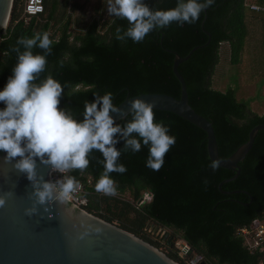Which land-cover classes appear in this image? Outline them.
Wrapping results in <instances>:
<instances>
[{
	"label": "trees",
	"instance_id": "1",
	"mask_svg": "<svg viewBox=\"0 0 264 264\" xmlns=\"http://www.w3.org/2000/svg\"><path fill=\"white\" fill-rule=\"evenodd\" d=\"M144 2L153 10H168L175 8L178 0ZM257 2L264 4V0ZM23 4L24 0H14L0 35V91L13 75L17 40L37 32H48L53 40L46 70L37 83L49 75L58 80L64 86L59 107L67 108L79 120L83 119L85 103L94 102L96 93L111 92L115 105L140 93H165L178 98L180 84L172 71L174 54L169 50L185 56L194 46H201L178 65V70L186 83L189 104L212 123L219 156L228 157L248 139L255 125L264 124V112H254L249 101L238 97L239 86L217 89L212 81L220 45L228 44L229 63L237 66L248 35L247 16L264 21V12L249 10L245 0H214L196 23H173L156 29L142 43L118 40L116 29L126 31L129 24L115 16L102 21L94 16L86 27L72 34L69 27L73 20L65 12L69 0H43L44 11L28 22L22 18ZM73 24L80 28L78 20ZM33 52L43 54L39 48ZM5 107L0 102V109ZM154 113L156 121H162L177 138L163 167L159 171L146 167L149 147L142 146L135 153L124 151L125 141L118 137L116 147L122 154L117 163L125 165L127 171L110 174L117 184L115 196L99 195L95 185L104 171L100 162L103 156L93 151L85 171L69 172L84 184L90 197L86 211L157 248L158 242L142 234L147 222L178 231L193 249L192 254L200 255L208 264H258L259 257L247 250L236 230L255 219H264V130H258L252 147L238 163V177L221 186L224 191H240L227 194L220 191L218 184L235 172L222 167L213 171L209 167L206 133L173 113L155 109ZM130 119L129 113L118 124ZM125 192H129L130 199L122 198ZM170 244L166 255L184 264L185 259L173 248V240Z\"/></svg>",
	"mask_w": 264,
	"mask_h": 264
},
{
	"label": "clouds",
	"instance_id": "2",
	"mask_svg": "<svg viewBox=\"0 0 264 264\" xmlns=\"http://www.w3.org/2000/svg\"><path fill=\"white\" fill-rule=\"evenodd\" d=\"M213 4L214 0H178L175 8L153 10L144 0H106L108 14L125 19L129 24L126 31L116 29V38L131 39L134 43H142L154 30L173 23L180 26L196 23L201 13ZM16 43L13 51L17 53V63L13 75L0 91V102L6 105L0 109V151L7 154L6 162L15 160L14 169L26 174L32 182L31 195L35 200L25 209L27 216L37 214L38 205L48 211L47 206L55 202L66 203L80 188L72 176L45 180L43 175H38L37 158L52 172L66 174L73 170L85 171L90 164L89 155L98 151L103 156L100 162L104 171L95 190L108 196L117 194L116 181L110 174L127 171L125 165L117 163L122 154L116 147L119 139L125 141L124 151L135 153L141 151L142 146H148L146 167L153 171L163 167L177 138L162 121H156L154 102L133 99L131 119L121 125L115 123L112 115L123 116V110L113 103V94L96 93L94 102L85 103L83 119H76L67 108L59 107L64 86L58 80L49 75L37 83L52 51L53 40L49 33L37 32L30 38H19ZM34 48L43 50V54H34ZM220 164L219 160H212L209 167L217 171ZM12 195L9 191L7 196H0V207L5 206L7 197Z\"/></svg>",
	"mask_w": 264,
	"mask_h": 264
},
{
	"label": "water",
	"instance_id": "3",
	"mask_svg": "<svg viewBox=\"0 0 264 264\" xmlns=\"http://www.w3.org/2000/svg\"><path fill=\"white\" fill-rule=\"evenodd\" d=\"M14 0H0V35L11 15ZM206 34L210 37L209 32ZM209 41V40H208ZM201 46H194L185 55L169 50L174 54L172 71L180 84L178 98L165 93H140L127 96L117 106L123 110L113 113L115 123L130 113L131 101L135 98L154 102L155 110L173 113L206 133L207 153L210 160H219L220 167L234 171V175L218 184L223 193H237L240 190L224 191L221 186L238 177L239 162L243 161L255 140L258 130L264 124L255 125L248 139L228 157L221 158L214 129L210 120L198 114L188 102L185 80L178 65L186 61ZM5 152L0 154V196L7 197L5 206L0 207V264H178L157 247L108 222L88 211L77 208L68 202H55L45 211L38 205L39 212L32 216L25 209L33 205L35 197L32 182L27 175L14 169L12 163L5 161ZM19 159V158H17ZM49 166H44L37 158L38 175L50 180ZM181 245L185 243L181 242ZM193 253L189 247L188 255ZM199 264H208L201 260Z\"/></svg>",
	"mask_w": 264,
	"mask_h": 264
},
{
	"label": "rangeland",
	"instance_id": "4",
	"mask_svg": "<svg viewBox=\"0 0 264 264\" xmlns=\"http://www.w3.org/2000/svg\"><path fill=\"white\" fill-rule=\"evenodd\" d=\"M99 9L98 13L97 10ZM66 14H71V18L79 21V27H76L73 22L69 30L72 34L77 33L92 20L94 16L100 21L104 19H111L106 7V0L100 4L75 5L68 4L65 9ZM97 13V14H96ZM251 13V11H247ZM248 35L246 37L244 50L241 55L240 63L235 66L229 63V46L227 43H222L219 48V61L215 67L212 77L213 86L217 89H224L228 85L238 89V97L251 103V108L254 112H264V21L261 18L247 16ZM52 28L51 31H55ZM241 99V98H240ZM122 198L130 199L129 192L123 193ZM262 222V221H261ZM264 222V219H263ZM156 224V223H155ZM153 226L149 225L142 232L143 235L148 236L152 240L158 241L159 250L163 253L169 250L163 236L172 237L173 248L179 252L182 246L181 242L186 243L180 238V233L171 228L158 225L159 233L153 234ZM166 254V253H165ZM198 254L185 255L184 264H191V260ZM202 260V258H201ZM179 264V263H178Z\"/></svg>",
	"mask_w": 264,
	"mask_h": 264
},
{
	"label": "built area",
	"instance_id": "5",
	"mask_svg": "<svg viewBox=\"0 0 264 264\" xmlns=\"http://www.w3.org/2000/svg\"><path fill=\"white\" fill-rule=\"evenodd\" d=\"M245 5L249 10L255 12H264V4H260L257 0H245ZM44 11L43 0H24L22 18L25 22H28L32 16L38 15ZM65 175L70 176L69 172L62 174L59 172L50 171V180H57L63 178ZM80 188L77 192L72 194L69 204L77 208H86L90 205V197L85 190V186L82 182H79ZM99 195L103 193L97 192ZM145 198L148 199L149 195L145 194ZM237 234L243 238V245L252 254H257L259 257L258 264H264V226L261 220L255 219L251 224L243 227H239L236 230ZM189 250V246L185 245L179 248V255L185 257ZM201 256H197L191 260V264H199Z\"/></svg>",
	"mask_w": 264,
	"mask_h": 264
},
{
	"label": "crops",
	"instance_id": "6",
	"mask_svg": "<svg viewBox=\"0 0 264 264\" xmlns=\"http://www.w3.org/2000/svg\"><path fill=\"white\" fill-rule=\"evenodd\" d=\"M103 0H69V4L72 5H87V4H100L102 3ZM262 221V225L264 226V222Z\"/></svg>",
	"mask_w": 264,
	"mask_h": 264
},
{
	"label": "flooded vegetation",
	"instance_id": "7",
	"mask_svg": "<svg viewBox=\"0 0 264 264\" xmlns=\"http://www.w3.org/2000/svg\"><path fill=\"white\" fill-rule=\"evenodd\" d=\"M149 225H154V226H153V234H157V233H159L158 224H155V223H153V222H147L146 227H149ZM150 239H151V238H150ZM162 240L165 241L166 245H169V248H171V246H172V245L170 244V241L172 240V237H171V236H170L169 238H167L166 236H163ZM153 241H155V240H153ZM156 242H158V241H156ZM158 243H160V242H158Z\"/></svg>",
	"mask_w": 264,
	"mask_h": 264
}]
</instances>
